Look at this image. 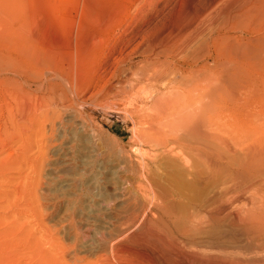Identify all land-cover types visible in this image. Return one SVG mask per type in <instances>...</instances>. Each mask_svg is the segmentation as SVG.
Returning a JSON list of instances; mask_svg holds the SVG:
<instances>
[{
  "label": "bare ground",
  "instance_id": "1",
  "mask_svg": "<svg viewBox=\"0 0 264 264\" xmlns=\"http://www.w3.org/2000/svg\"><path fill=\"white\" fill-rule=\"evenodd\" d=\"M168 10L160 26L130 33L121 65L99 60L92 78L73 85L40 71L46 88L35 115L50 131L40 150L51 149L35 170L47 171L52 202L70 205L68 232L74 247L96 252L92 264H188L183 256L192 264H264V0H175ZM103 34H88L89 47ZM2 56L13 61L11 50ZM37 64L49 65L46 54ZM119 71L155 93L136 119L150 150L137 164L128 154L102 158L99 131L84 114L97 106L103 81L110 104ZM209 182L216 186L201 201L182 202Z\"/></svg>",
  "mask_w": 264,
  "mask_h": 264
},
{
  "label": "rangeland",
  "instance_id": "2",
  "mask_svg": "<svg viewBox=\"0 0 264 264\" xmlns=\"http://www.w3.org/2000/svg\"><path fill=\"white\" fill-rule=\"evenodd\" d=\"M174 2L0 0V264L95 263L96 252L74 247L66 221L70 205L54 204L55 187L47 182V171L39 174L35 170L40 153L51 149L49 146L40 150L50 131L43 132L35 115L45 94L42 75L54 70L55 76L66 75L73 85L92 78L94 65L99 60L107 59L103 67L110 65L111 68L117 66L118 58L119 65L125 63L132 45L123 52L121 47L130 33L142 26H160L169 17L168 9ZM161 10L166 12V18L159 21ZM98 29L108 34L99 35L102 43L94 50L89 47L92 45L88 34ZM8 32L15 36L6 37ZM6 49L11 50L13 61L3 63ZM45 54L50 67L40 69L37 63ZM121 54L124 56L120 58ZM119 76L121 82L110 93V104L104 105L108 95L103 81L95 89L97 106L89 104L84 114L99 131L98 144L104 147L102 158L113 156L116 161L128 154L131 160L126 159L137 164L150 150L149 144L137 133L136 119L147 112L155 93L152 88H145V84L127 80L123 74ZM261 89L264 92V87ZM92 92L82 95L79 102ZM71 96L68 98L72 99ZM67 105L69 112L78 113L80 108L72 101ZM215 186V183H203L199 195L191 191L192 199L185 197L182 202L186 199L188 203L184 202L190 205L201 201ZM182 260L192 264L187 256L181 257Z\"/></svg>",
  "mask_w": 264,
  "mask_h": 264
}]
</instances>
